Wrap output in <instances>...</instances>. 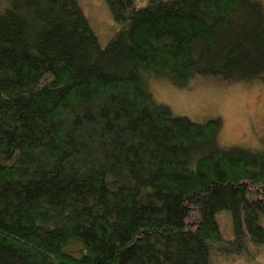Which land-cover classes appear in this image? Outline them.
Segmentation results:
<instances>
[{
	"label": "trees",
	"instance_id": "trees-1",
	"mask_svg": "<svg viewBox=\"0 0 264 264\" xmlns=\"http://www.w3.org/2000/svg\"><path fill=\"white\" fill-rule=\"evenodd\" d=\"M104 1V45L77 0L0 3V264H217L225 209L228 242L264 244V148L221 147L219 118L145 82H263L264 4Z\"/></svg>",
	"mask_w": 264,
	"mask_h": 264
},
{
	"label": "rangeland",
	"instance_id": "rangeland-1",
	"mask_svg": "<svg viewBox=\"0 0 264 264\" xmlns=\"http://www.w3.org/2000/svg\"><path fill=\"white\" fill-rule=\"evenodd\" d=\"M77 1L100 44L104 45L120 24L113 19L104 0ZM146 1L136 0L135 6H142ZM261 2L264 4V0ZM145 82L153 100L166 105L173 115L196 122L219 118L221 126L216 140L221 147L236 145L253 151L264 148V81L221 79L197 73L181 86L166 76H147ZM216 219L229 254L216 255L217 264H264V244L247 240L243 247L228 242L235 234L230 210L219 211ZM236 252L237 255H232Z\"/></svg>",
	"mask_w": 264,
	"mask_h": 264
}]
</instances>
